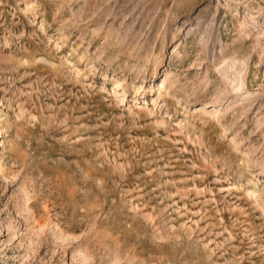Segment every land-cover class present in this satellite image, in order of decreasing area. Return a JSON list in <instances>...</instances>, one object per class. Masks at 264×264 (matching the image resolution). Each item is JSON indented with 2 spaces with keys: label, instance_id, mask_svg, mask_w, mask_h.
Here are the masks:
<instances>
[{
  "label": "rangeland",
  "instance_id": "1",
  "mask_svg": "<svg viewBox=\"0 0 264 264\" xmlns=\"http://www.w3.org/2000/svg\"><path fill=\"white\" fill-rule=\"evenodd\" d=\"M0 264H264V0H0Z\"/></svg>",
  "mask_w": 264,
  "mask_h": 264
}]
</instances>
